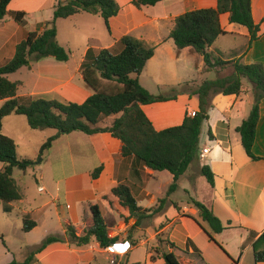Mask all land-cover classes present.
I'll use <instances>...</instances> for the list:
<instances>
[{
    "label": "crops",
    "instance_id": "0c3cea01",
    "mask_svg": "<svg viewBox=\"0 0 264 264\" xmlns=\"http://www.w3.org/2000/svg\"><path fill=\"white\" fill-rule=\"evenodd\" d=\"M19 1L13 0L8 5V14L0 22V58H3L4 61V63H0V66L13 58L15 47L28 34V32L23 33L22 38L17 43H13L12 39L14 37L2 36L5 28L13 25V23L17 24L12 13L23 12L26 14V20L27 12L25 10L38 13L50 10L49 16L45 20L39 19L35 23V28L32 31L40 33L46 23L52 20L54 7L60 0H32L29 9L21 6L22 4ZM131 1L117 0L120 6L119 14L109 20V31L106 30L108 38L105 40L103 36L102 43L93 35L95 28L89 26L88 31L83 35L84 48L81 61L73 71L68 66V62H66L67 64H57L61 62L54 59H52L53 61L42 59L31 63L28 68H22L16 72L19 73L25 70L28 73H34L37 75L38 84L43 85L42 89L24 96L40 98L41 96L52 95L53 99L51 100L69 99L75 101L74 103H83L92 94L91 90L85 86L81 74L78 75L86 52L89 49L94 53L107 49L113 54H118L122 50V46L119 44L120 39L124 36H131L141 41L146 48H154L153 57L147 62L141 73V75L146 74L148 70L152 87L149 89L142 85L143 88L155 96H170L176 86H182V91L176 93L175 100L141 107L154 129L162 131L181 125L186 115L190 116L191 113L198 111V98L192 94L191 87L198 86L202 82L197 83L195 80H190L189 74L191 72L216 70L221 72L222 77L219 78H226L233 73L230 63L234 61L244 65L260 63L264 67V24L262 23L264 0H252V17L254 23L260 26L259 34L261 35L255 42L250 43L249 35L245 30L229 23L228 14L220 16V25L226 35L220 36L206 52L210 54L212 63L220 60L226 64L209 70L205 66L203 55L197 54L190 48L181 51L176 50L173 41L168 39L169 32L174 26L169 18L174 13L178 14L179 9L184 10L186 7H189V11L215 8L217 0H165L154 6V8L149 7L153 9L162 7V16L151 17L142 12L139 18H136V14L144 8L137 10L131 5ZM185 12H188V10L183 11L182 14ZM179 15L181 14L177 16ZM93 19L99 20L101 18L98 15L79 13L68 19L57 20L55 23L57 41L61 24H69L71 26L70 31L73 32L77 27L74 24L76 20L88 24ZM98 20L96 21L99 22ZM167 21V28H169L167 34L152 37L153 33L158 30L160 23H166ZM19 27L21 28V26ZM148 27H150V30L147 29ZM224 72H226V75H224ZM161 73L170 76L171 80L163 78ZM141 75L138 77L139 82ZM78 77H80V80ZM7 79L11 82H20L21 86L19 88L22 87L21 80L12 78L11 75H8ZM243 80L242 91L238 96H223L221 94L211 96L209 119L201 126L199 157L179 178L178 188L167 199L163 214L153 220L155 227L166 224L160 233L181 250L187 249L186 254L188 255L186 256L189 259L197 258L199 255L198 258L205 260L207 264H264V262L257 263L254 260L255 249L257 252L264 251V239L259 240L264 234V99L259 107V120L253 144V154L262 159L252 161L246 156L241 146L240 136L236 132V128L247 119L253 106L254 86L244 85ZM168 87L172 89H170V94L167 95L163 93L162 89ZM17 95L21 96L19 92H17ZM2 104L3 102L0 101V106ZM10 117L4 120L10 119ZM10 121L16 122L17 120ZM209 131L212 137H209ZM2 132L13 138L5 132L4 124ZM54 135H56V132L50 137ZM66 136L87 139L76 135V133H71L60 136L55 142ZM87 137L92 140L90 146L99 155V166H102L103 169L96 180L91 179V169H88L83 177H73L70 180L65 196L76 197L77 201L73 204L74 206L66 205L68 211L72 212L70 215L68 211H63V209L60 212L57 209L54 210V216L60 224H62V220H66L67 225L73 228L84 227L83 214L86 213V216H90V207L94 205L98 206L102 213L105 208V201L100 196L111 194L112 189L119 184H123L130 189L137 205L144 210L155 208L158 201L165 197L172 182V176L168 172L165 183V186H168L167 189L155 192L152 183L158 182V175H163L164 172H154L143 167L132 158H122L119 154L120 143L108 134ZM101 142H104L105 145H102ZM110 143L118 147L117 157L111 153ZM202 150H208L207 154L201 156ZM203 166H208L214 174L213 188L200 175V169ZM2 167L3 165L0 164V170ZM42 188L44 189V187ZM112 197L114 199L112 202L118 205V200L113 195ZM191 200L205 205L226 228L220 234H213V241L206 234V232H210L208 225L201 221L199 211L191 203ZM22 201L23 199L18 202L22 203ZM14 204L9 213H6L2 208L0 210L6 215L16 214L17 217L21 218V221L23 216H29L30 213L23 209L17 211ZM35 218L37 216L33 218L37 227L38 222ZM62 226L64 225L62 224ZM62 236H65V230H63L60 237ZM77 236L79 237V234ZM93 241L90 244L93 243L96 246L97 243ZM125 242L129 241L117 240L115 243ZM129 243L131 244V242ZM145 243L147 241L143 240L139 246L145 245ZM73 247L68 243L49 245L42 253L36 255L34 264H90L89 261H92L94 257L93 253L83 255V250H75L74 248L77 247ZM193 247L198 250L199 254L194 252ZM100 256L103 260L105 250L102 249ZM117 257L122 256L118 255ZM183 259L178 257L180 264H186ZM157 260L160 261V259Z\"/></svg>",
    "mask_w": 264,
    "mask_h": 264
},
{
    "label": "trees",
    "instance_id": "16d2710c",
    "mask_svg": "<svg viewBox=\"0 0 264 264\" xmlns=\"http://www.w3.org/2000/svg\"><path fill=\"white\" fill-rule=\"evenodd\" d=\"M13 0H0V22L7 16L8 5ZM165 0H132L131 5L140 10L154 7ZM120 6L116 0H60L54 7L53 18L46 23L44 29L38 33L29 31L26 38L16 47L13 58L0 66V208L6 213L11 212L12 205L22 200V194L15 180L13 171L16 169L26 172L32 169L35 163L31 160L20 159L16 155L17 146L10 137L2 132L3 120L10 116L25 117L28 127L33 131L53 130L56 135L49 137L40 147L38 156L41 157L49 151L52 144L63 135L82 133L87 136L108 134L120 143V156L132 158L143 167L154 172H168L172 182L167 189L165 197L158 201L155 208L144 210L137 205L130 189L119 184L113 188L111 194L118 200V207L128 213V219L138 220L148 216H156L163 212L166 201L178 186L179 178L184 175L189 166L199 157V140L201 126L209 119L212 95H236L242 91V79H247L254 86L253 106L249 116L236 128L240 136L241 146L246 156L252 161L262 158L253 154L256 127L259 120V107L264 99V67L260 63L249 65L234 61L230 64L233 73L226 78L204 81L192 91L198 98V111L194 116L186 115L179 126L156 131L142 111L141 107L156 103L175 100L174 92L170 96L150 94L143 88L138 77L141 75L147 62L154 55V48H146L143 43L131 36H124L119 44L122 50L113 54L107 49L94 53L89 49L81 63L80 74L85 86L92 94L83 103L57 100H43L40 98H22L17 95L21 83L11 82L7 79L22 68H28L31 63L42 59H54L57 62L69 61L70 52L59 45L57 41L56 21L68 19L79 13L98 15L109 31V20L119 14ZM228 14L229 23L245 30L249 35L250 43L260 38V26L254 23L252 17V0H217L215 8L191 10L177 16L174 26L169 32L177 51L186 48L203 55L207 70L226 63L210 60L206 51L215 41L226 33L220 25V16ZM23 12H14L12 16L19 26L22 22ZM264 24V16L262 18ZM116 116L109 127L101 128L98 124L106 118ZM209 137H212L210 131ZM102 166L97 167L91 174L96 180ZM200 175L208 185L214 187V174L208 166L200 169ZM191 203L199 211L200 219L206 223L210 232H206L213 241V234H220L226 228L221 221L205 205L195 200ZM93 226L77 236L72 226H65L67 240L59 236L47 237L23 263L15 261L9 264H34L36 255L42 253L49 245L55 243H68L76 247L87 246L94 240L101 249H105L117 241V238L108 236V228L98 206L90 207ZM166 224L160 225L161 231ZM36 227L30 216L22 217V232L29 233ZM264 239V234L259 240ZM166 250L156 256L150 257L154 262L160 259L164 264H180L176 252H186L165 239ZM194 252L199 254L193 247ZM255 262H264V251L254 252ZM236 264V263H235Z\"/></svg>",
    "mask_w": 264,
    "mask_h": 264
},
{
    "label": "rangeland",
    "instance_id": "374dc122",
    "mask_svg": "<svg viewBox=\"0 0 264 264\" xmlns=\"http://www.w3.org/2000/svg\"><path fill=\"white\" fill-rule=\"evenodd\" d=\"M32 0H20L21 6L29 9ZM117 1V0H116ZM256 1V0H255ZM16 3V2H15ZM119 5V4H118ZM24 8V9H25ZM154 8V7H153ZM144 8L141 12H138L136 18H139L140 13L149 15L151 17L162 16V7L158 9ZM189 11V7L182 10L179 9L178 14H182L183 11ZM25 10L27 12V18L25 20V15L22 22L25 24L21 25V28L13 23V25L5 28L2 36L4 37H14L13 43H17L23 36V33L32 31L35 28V23L37 20H45L49 16L50 10H44L42 12H34ZM178 14L174 13L171 16L170 22L173 23V18ZM5 19V18H4ZM3 19V20H4ZM98 20V19H96ZM93 19L92 22L84 24L81 21H75L77 26L75 31L71 32V26L69 24H61L60 34L58 38V43L67 51L70 52V58L68 61V66L71 71L75 69L78 63L81 61L82 51H83V35L88 31L89 26L95 28V37L102 43L103 36L105 40L107 37V29L103 25V21L99 19L97 22ZM260 23V22H258ZM168 21L166 23H160L158 30H156L152 37L165 36L168 32L167 28ZM147 29L150 30V27ZM115 53V52H114ZM45 61H53L52 59H46ZM55 62V61H54ZM0 63H4L3 58H0ZM57 63V62H56ZM57 64H67V63H57ZM203 67V66H202ZM177 69L180 70L179 67ZM147 74V75H146ZM142 74L140 77V85L145 86L149 89L152 87V81L149 78V72ZM80 75V71L78 72ZM226 75V72H224ZM223 75V76H224ZM12 78H16L22 81V87L19 88V97L22 98H33L29 95L33 91H37L43 88V85L38 84L37 75L34 73H28L25 70L11 75ZM81 76V75H80ZM161 76L167 80H171L170 76L161 73ZM222 77L221 72L216 70L210 71H194L189 74L190 80H195L197 83L204 81L215 80ZM80 80V77H78ZM244 85L253 87V85L247 80H243ZM142 86V87H143ZM198 86H192V90H195ZM171 87L164 88L163 93L170 94ZM182 91V86H176L172 90V93H179ZM80 94L79 91H77ZM154 93V92H153ZM153 95V94H152ZM155 96V95H154ZM157 96V95H156ZM37 97H35L36 99ZM40 99L51 100L52 95L41 96ZM63 103L75 102L69 99L59 100ZM77 103V102H76ZM116 116L106 118L104 121L98 124V127L105 128L111 125L112 121ZM17 120L12 122L10 120ZM206 123V122H204ZM4 130L6 133L11 135L12 140H14L17 149L16 155L20 159L31 160L35 163L32 169L26 172H21L18 170L13 171V179L15 180L19 190L22 194V203L16 202L17 211L23 209L29 212L30 219L33 220L34 217L38 222V226L29 233L22 232V221L21 218L17 217L16 214L6 215L0 210V264H9L13 261L17 263H23L24 260L39 246L41 243L50 236H61L65 226H67L66 220H62V224L57 221L54 216V210L57 209L59 212L61 209L63 211H68L66 205L75 204L76 197L65 196L67 188L70 185V180L73 177H83L88 169L93 172L97 167H99V155L96 153L94 148H91V139L85 134L75 132L76 135L83 136L87 139H79L77 137H62L59 141L54 142L49 151L45 152L41 157L38 156V151L41 145L55 133L53 130H43V131H33L31 130L26 122L25 117L22 116H11L10 119L4 120ZM205 126V125H204ZM112 142V141H110ZM102 145H105L104 142ZM112 154L117 155L118 147L113 143L109 144ZM163 175H158V182H154V191H163L167 189L165 186L168 176L167 172L162 173ZM39 187H44L45 192H38ZM24 196V197H23ZM100 198L105 201V208L102 210V216L105 224L108 228V236L116 237L117 240L124 241L128 240L131 242L130 250L125 255H120L122 257H117L118 255H112L105 250V257L101 259L102 249L95 246L93 243L87 246L77 247L74 246L75 250H83V255H90L93 253L94 257L90 264H164L162 260L150 261V257L156 256V250L159 253L166 250V242H164L165 237L160 233L159 227H155L154 219L162 215V213L156 216H148L144 214L143 218L138 220V225L133 226L136 218L128 219V213L118 207L116 203H113V197L111 194L101 195ZM167 202V201H166ZM102 205V204H101ZM74 206V205H73ZM74 211V210H73ZM40 212V214H38ZM69 212V211H68ZM85 212V211H84ZM101 212V211H100ZM72 212H69V215ZM25 214V213H23ZM82 216L84 227H79L75 229L76 234L83 236L84 232L89 230L93 226L92 216L85 215ZM33 218H32V216ZM90 221H89V218ZM88 219V220H87ZM70 224V223H69ZM71 225V224H70ZM154 233V234H153ZM61 238L66 239V236ZM147 241L145 245L139 246L141 241ZM93 241V240H92ZM94 242V241H93ZM138 246V247H137ZM136 247V248H135ZM8 250V251H7ZM186 252H176L177 256L185 261L186 264H207L205 260L201 258H191L189 259ZM187 258V259H185ZM189 259V260H188ZM103 262V263H102Z\"/></svg>",
    "mask_w": 264,
    "mask_h": 264
},
{
    "label": "built area",
    "instance_id": "2783aa9c",
    "mask_svg": "<svg viewBox=\"0 0 264 264\" xmlns=\"http://www.w3.org/2000/svg\"><path fill=\"white\" fill-rule=\"evenodd\" d=\"M194 114L195 113H191L190 116H194ZM207 152H208V150H202L201 156H204L205 154H207ZM38 192L42 193V192H44V189L41 187L38 189ZM106 250L108 253H110L112 255H125L130 250V245L128 242L114 243L111 246L107 247Z\"/></svg>",
    "mask_w": 264,
    "mask_h": 264
}]
</instances>
